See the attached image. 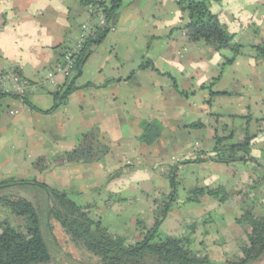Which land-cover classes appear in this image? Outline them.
Wrapping results in <instances>:
<instances>
[{
	"label": "crops",
	"instance_id": "1",
	"mask_svg": "<svg viewBox=\"0 0 264 264\" xmlns=\"http://www.w3.org/2000/svg\"><path fill=\"white\" fill-rule=\"evenodd\" d=\"M211 9L246 47L222 70L217 51L185 40L181 28L186 19L176 0H123L114 30L94 47L75 81L77 88L63 102L54 93L65 83L64 76L56 77V86L40 87L26 102L1 96L0 182L35 180L68 192L80 205L92 204V192L103 188L121 201L98 202L102 224L135 237L136 220L149 227L153 199L168 195L165 175L173 164L199 159L177 169L178 201L162 233L179 236L196 217L216 212L224 235L239 237L234 220L245 209L239 192L249 185L253 171L248 163L225 166L205 160L213 155L215 128L236 116L233 132L240 138L249 126L251 135L256 134L253 156L264 162V50L251 49L264 44V0H220ZM86 18L76 0H0V75L13 67L29 82H38L63 61ZM145 59L158 72L139 70ZM163 73L175 79L178 89ZM209 91L217 94L210 97ZM247 115L249 124L242 118ZM143 121L162 127L152 145L139 141ZM197 122L205 128H190ZM93 127L110 146L101 162L54 163ZM38 161L41 170L33 166ZM114 173L119 175L108 179ZM216 185L230 194L224 204L209 196L184 202L188 189ZM228 248H234L231 241L210 246L209 252L221 256L224 249L231 256Z\"/></svg>",
	"mask_w": 264,
	"mask_h": 264
},
{
	"label": "trees",
	"instance_id": "2",
	"mask_svg": "<svg viewBox=\"0 0 264 264\" xmlns=\"http://www.w3.org/2000/svg\"><path fill=\"white\" fill-rule=\"evenodd\" d=\"M122 1L79 2L84 9L89 4L102 8L108 28L100 29L93 38H90L74 59L65 83L54 93V97L59 102H63L77 88L75 81L81 76L82 66L94 47L110 32L109 28L114 27ZM176 2L180 13L186 19V23L181 28L185 40L187 43H203L217 51L223 62L221 70L243 54L246 47L237 42L233 34L228 33L226 25L220 22L218 13L211 9L212 3L220 0H176ZM251 49L264 50V44L252 45ZM68 50L69 48L65 50L60 64L64 63ZM146 68L158 72L148 59L143 60L138 67L139 70ZM163 74H166L178 89L175 79L168 73ZM209 92L210 97L217 94L213 91ZM4 95L11 94H0V97ZM27 98L18 99L26 102ZM54 107L55 105L52 109ZM218 116L214 114L215 118ZM234 118L237 117H228L226 122L219 123L217 129L215 128L213 155L205 161L211 160L225 166H232L235 162L248 163L247 168L253 171L249 185L243 186L239 192L245 209L234 220V225L240 228L243 236L226 237L224 235L226 233L220 230L216 212H208L196 217L179 236L162 233L161 226L178 201L177 169L180 165L200 162L199 159L183 160L173 164L170 172L165 175L169 186L168 195L153 199L155 208L152 212V224L149 227L140 219L136 220L135 229L138 233L135 237H126L109 231L97 215L99 201L103 204L109 201H121V198L114 193L105 192L103 188L94 190L92 192L96 198L94 202L80 205L66 191L48 187L35 180L11 179L0 182V264H53L49 246L50 242L57 244L53 233V222L59 226L76 249L95 260L87 264H252L261 261L264 256V162L259 161L252 153L256 144V134L251 135L248 126L238 138L232 128ZM242 118L248 124L251 121L249 115ZM140 127L142 133L139 141L142 144L152 145L160 137L162 127L157 121H143ZM190 128L202 129L205 125L197 122ZM109 152V143L100 137L98 128L93 127L80 137L72 150L57 156L54 163L64 165L101 162ZM33 166L42 169L39 161ZM118 175L111 174L108 179ZM102 193H106L103 199L99 198ZM186 196L184 201L186 203H192L202 196H209L216 198L220 205L230 198V194L221 185L201 188L194 186L187 190ZM212 237L216 240L209 242ZM230 241L238 247V255L228 256L224 249L220 251L221 256L209 252L210 246L223 247Z\"/></svg>",
	"mask_w": 264,
	"mask_h": 264
},
{
	"label": "built area",
	"instance_id": "3",
	"mask_svg": "<svg viewBox=\"0 0 264 264\" xmlns=\"http://www.w3.org/2000/svg\"><path fill=\"white\" fill-rule=\"evenodd\" d=\"M76 1L82 2L83 0ZM85 10L87 14L86 21L81 24L80 31L76 36L71 38L70 48L65 55L63 64L56 65L54 70L46 73L36 83L29 82L13 67L5 69L0 75V94H11L24 99L31 96L40 87L56 86V77H67L74 59L79 55L85 43L93 38L100 29L108 28L102 8L95 4H89ZM113 30L114 27L109 28V31Z\"/></svg>",
	"mask_w": 264,
	"mask_h": 264
},
{
	"label": "rangeland",
	"instance_id": "4",
	"mask_svg": "<svg viewBox=\"0 0 264 264\" xmlns=\"http://www.w3.org/2000/svg\"><path fill=\"white\" fill-rule=\"evenodd\" d=\"M53 233L57 240L56 245L52 242L49 243L53 256V264H87L95 261L88 254L76 249L74 245L68 241L62 230L55 222H53ZM240 236H243V234ZM47 238H49V236H47ZM232 246H234V248H228L227 251L233 256L238 255L239 249L234 242H232ZM252 264H264V256L261 261L258 260Z\"/></svg>",
	"mask_w": 264,
	"mask_h": 264
}]
</instances>
